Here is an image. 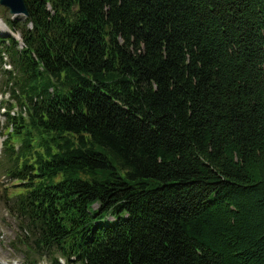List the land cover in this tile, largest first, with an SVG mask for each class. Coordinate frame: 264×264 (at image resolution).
<instances>
[{"label": "trees", "instance_id": "1", "mask_svg": "<svg viewBox=\"0 0 264 264\" xmlns=\"http://www.w3.org/2000/svg\"><path fill=\"white\" fill-rule=\"evenodd\" d=\"M24 2L0 170L26 257L264 264V0Z\"/></svg>", "mask_w": 264, "mask_h": 264}, {"label": "rangeland", "instance_id": "2", "mask_svg": "<svg viewBox=\"0 0 264 264\" xmlns=\"http://www.w3.org/2000/svg\"><path fill=\"white\" fill-rule=\"evenodd\" d=\"M15 16L10 14L4 6L0 5V34L7 35L12 34L9 30L6 21L9 18ZM17 17H21L18 15ZM17 39L19 36L16 34ZM3 90V79L0 75V157L2 152V143L4 136L1 134L4 131V108L1 104H5L4 100H7V93L4 96L1 95ZM16 108L14 110L16 111ZM17 181H11L6 177L4 172L0 170V264H28V261H35V264H69L61 256L56 255V263H53L51 259H48L47 255H39L29 253L26 257L25 245L22 244L23 239L27 242L28 234L20 228V222L18 219L9 211L5 192L8 196H13L15 193L21 191V189H15L14 185Z\"/></svg>", "mask_w": 264, "mask_h": 264}, {"label": "water", "instance_id": "3", "mask_svg": "<svg viewBox=\"0 0 264 264\" xmlns=\"http://www.w3.org/2000/svg\"><path fill=\"white\" fill-rule=\"evenodd\" d=\"M0 5L12 15L17 17L27 15V9L24 0H0Z\"/></svg>", "mask_w": 264, "mask_h": 264}, {"label": "clouds", "instance_id": "4", "mask_svg": "<svg viewBox=\"0 0 264 264\" xmlns=\"http://www.w3.org/2000/svg\"><path fill=\"white\" fill-rule=\"evenodd\" d=\"M7 67H10V66H8V65H6Z\"/></svg>", "mask_w": 264, "mask_h": 264}]
</instances>
